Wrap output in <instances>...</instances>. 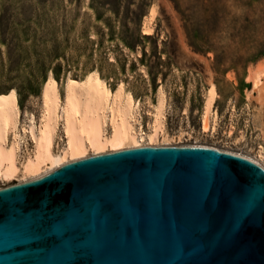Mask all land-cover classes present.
Masks as SVG:
<instances>
[{
	"label": "rangeland",
	"instance_id": "1",
	"mask_svg": "<svg viewBox=\"0 0 264 264\" xmlns=\"http://www.w3.org/2000/svg\"><path fill=\"white\" fill-rule=\"evenodd\" d=\"M152 10L153 31L145 35ZM261 63L264 0H0V96L17 92L21 154L32 150L22 129L30 115L39 117L49 76L63 93L68 77L82 80L96 71L112 91L122 83L141 104L145 133L146 113L164 91L167 138L143 145L208 146L264 166V139L246 100L249 69ZM211 85L220 96L219 122L205 134L201 118ZM63 145L58 139L57 149ZM24 180L0 181V189Z\"/></svg>",
	"mask_w": 264,
	"mask_h": 264
},
{
	"label": "water",
	"instance_id": "2",
	"mask_svg": "<svg viewBox=\"0 0 264 264\" xmlns=\"http://www.w3.org/2000/svg\"><path fill=\"white\" fill-rule=\"evenodd\" d=\"M0 264H264V169L199 147L72 162L0 190Z\"/></svg>",
	"mask_w": 264,
	"mask_h": 264
},
{
	"label": "bare ground",
	"instance_id": "3",
	"mask_svg": "<svg viewBox=\"0 0 264 264\" xmlns=\"http://www.w3.org/2000/svg\"><path fill=\"white\" fill-rule=\"evenodd\" d=\"M154 10L144 23L145 35L152 34L151 21L156 15ZM247 82L252 88L247 91L246 100L255 106L258 128L264 139L263 63L249 69ZM219 98L216 86L211 85L204 99L201 118L205 134L216 131L219 122L216 104ZM167 110V96L160 90L153 109L146 113L150 117V132L145 133L141 129V104L126 91L124 84H119L112 91L99 73L93 71L82 80L68 77L61 93L57 80L49 76L42 89L39 117L30 115L28 124L22 129L32 142V150L21 154L22 113L17 92L11 90L0 96V181L11 182L22 177L25 180L21 183L31 182L67 164L91 157L88 156L89 152H92V156H99L155 147L143 145L142 142L151 144L160 138H167ZM60 131L62 139L59 137ZM58 139L64 142L61 149H57ZM190 147L220 151L201 145ZM227 153L249 159L264 169L260 162L251 157ZM259 153L264 158L262 148Z\"/></svg>",
	"mask_w": 264,
	"mask_h": 264
}]
</instances>
